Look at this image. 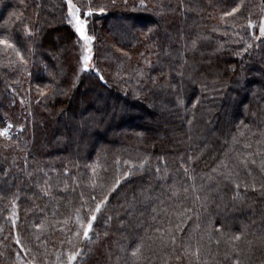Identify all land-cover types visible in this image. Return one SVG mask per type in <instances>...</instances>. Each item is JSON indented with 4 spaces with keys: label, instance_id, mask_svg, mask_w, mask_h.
<instances>
[{
    "label": "trees",
    "instance_id": "trees-1",
    "mask_svg": "<svg viewBox=\"0 0 264 264\" xmlns=\"http://www.w3.org/2000/svg\"><path fill=\"white\" fill-rule=\"evenodd\" d=\"M91 3L105 11L88 18L83 71L66 3L0 0V36L26 60L0 46V127L13 125L0 138V264H60L77 248L73 264H230L232 243L242 264H264V38L247 28L264 0ZM125 171L90 239L74 235L77 209ZM225 218L229 234L247 226L240 241L213 232ZM138 241L139 259L121 251Z\"/></svg>",
    "mask_w": 264,
    "mask_h": 264
},
{
    "label": "snow or ice",
    "instance_id": "snow-or-ice-1",
    "mask_svg": "<svg viewBox=\"0 0 264 264\" xmlns=\"http://www.w3.org/2000/svg\"><path fill=\"white\" fill-rule=\"evenodd\" d=\"M63 3H66V15L65 20L67 23L71 26V28L74 30V34L77 37L75 43L79 46L81 50V55L79 56V61L82 65L83 71L89 70V64L93 60V42L95 41L96 37L94 34H91L89 31V17H91L95 12L103 13L105 11L104 6L99 7H93L91 0H88L87 5H79L77 2H74V0H62ZM114 2V0H113ZM140 7L146 8L145 0H140ZM242 8V3H236L234 7H231L230 10H226L222 12L221 19L225 17H231L234 14H238ZM254 27H258L259 35L255 36V39L264 38V16H261L258 20V22H254L252 19H248L247 21V28L252 29ZM25 33L30 37L32 35V32L30 29L25 26ZM0 46H3V49L5 51H11L14 52L16 57L19 58L21 63H26V60L24 56L21 54L20 49L17 47V44L14 42V40L9 36H0ZM193 47H195V41H193ZM251 44H247L243 51H247L248 48H251ZM241 53H237V55H240ZM140 75H144L143 72L140 73ZM100 79L103 80L104 77L101 75ZM153 83H155V80H153ZM48 86H45V89ZM172 87H175L172 85ZM45 89H39V95L41 97L45 96ZM182 103V101H181ZM13 125L9 122L5 126L0 127V138H2L5 141L12 140V131ZM129 163V162H125ZM252 163H255V161H252ZM145 164V161H140V168H143ZM132 165L129 164L130 171L132 169ZM95 171V169H93ZM130 171L123 172L122 175H117L114 178V181L111 183L109 188L106 192L101 193V198L97 201L96 197H91L92 201L94 202V207L88 206L83 214H81V210L77 209V215H76V223L78 225L77 232L74 233L76 236H81L85 240L90 239V233L93 231L94 222L97 221V214L100 213L103 209V207L106 205V203L109 200V194L117 189V187L121 184V181L127 178L130 175ZM157 172H159V168L156 169ZM185 172H187V169H185ZM225 179H229V176H225ZM46 183V182H45ZM235 183V182H233ZM235 187L238 189L239 184H235ZM195 190V189H194ZM47 194V188L42 189ZM187 191V189H185ZM239 198L238 193L234 197V199ZM197 200H201V197L199 195L196 196ZM204 200L207 201V197H204ZM13 206V217H15V207L16 203L15 200L12 201ZM217 207L219 208L220 205L218 204ZM224 208H228V205L225 204ZM108 219H111L109 217ZM12 224L15 227L16 220H12ZM37 229H43L44 222L41 221L39 224L34 225ZM226 227V218L224 220H221L220 223L216 224L213 228V232L220 234V235H227L228 241L230 242H236L240 241L242 239V236L246 235V229L247 226H242L240 231L233 232V233H227L225 232ZM15 243L20 246L21 250L26 251L24 249V246L22 244V241L19 237V235H16L14 237ZM171 243H176V237L171 236L170 237ZM217 244H219V240L216 241ZM251 242H249L250 244ZM141 247H142V241L136 242L134 245H128L121 247L122 252H128L130 248V256L137 260L140 258L141 255ZM197 261L201 258V250L199 247H197L192 253H191ZM80 256V250L74 249L72 251L67 252L66 259L64 261H61L60 264H73L74 261H76ZM20 258V253H17V259ZM119 259V258H118ZM225 259L230 261V264H242L240 259V252L238 248L236 247L235 243H232L231 252L225 254ZM59 260V257H58Z\"/></svg>",
    "mask_w": 264,
    "mask_h": 264
},
{
    "label": "rangeland",
    "instance_id": "rangeland-1",
    "mask_svg": "<svg viewBox=\"0 0 264 264\" xmlns=\"http://www.w3.org/2000/svg\"><path fill=\"white\" fill-rule=\"evenodd\" d=\"M92 64H93V60L90 62V64H89V68L91 67Z\"/></svg>",
    "mask_w": 264,
    "mask_h": 264
}]
</instances>
